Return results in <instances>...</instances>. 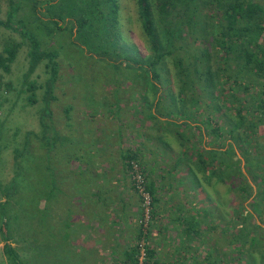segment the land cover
<instances>
[{
  "label": "trees",
  "instance_id": "1",
  "mask_svg": "<svg viewBox=\"0 0 264 264\" xmlns=\"http://www.w3.org/2000/svg\"><path fill=\"white\" fill-rule=\"evenodd\" d=\"M21 1L30 6L33 5L31 6L33 17L39 21L51 16L54 20L57 18L62 20L51 13L58 0ZM113 2L112 6H108V18L112 15L115 19L118 4L115 0H107V3ZM135 2L150 58L148 57L145 63L133 59L129 60L130 63L116 59L109 60V64L115 68L124 63L125 67L138 65L139 67L135 68L144 74L143 83L151 91L155 90L156 93L159 90L163 91L151 102L148 98H144L142 105L148 110L155 108L158 116L167 117L168 125L173 127L176 134L175 148L183 150L185 156L186 153L190 154L191 160H194V168L196 172L198 171L196 174L202 177L204 184L225 185L236 197V200L230 203L232 210L230 221L226 222L225 230L221 231V237L222 233H225L227 237L224 240L227 247H230V253L228 252L227 256L221 255V264H233L235 261L236 264L242 262L255 264L253 253L258 256L261 254V246L256 247L258 241L255 238L258 234L255 230H258L260 226H252L248 222L253 218V214L257 219L262 220L264 205L261 158V128L264 119V86L262 84L264 8L254 0H135ZM8 4L6 21H0V28L20 33L22 39L20 42L14 40L7 42V48L0 52V106L6 94L1 86L4 85L7 90L10 87L9 84L2 83L3 74L9 73L10 65L16 59L17 50L24 45L25 40L28 41L27 51L31 59L29 72H32L44 59H47L50 64L53 63L55 57L53 53L40 50L36 37L26 36L22 30L24 22L20 20L14 22L13 19L16 18L20 8V1L9 0ZM94 4L96 7L99 6L98 2L93 3L92 0L78 2L81 16L77 19L78 32L89 25L88 11L91 10V6L94 7ZM98 14L102 15V13ZM85 15L89 17H84ZM180 51L183 53L180 54ZM170 63L173 73L166 67V64ZM111 65H109L110 68ZM55 68L54 64L51 65L50 77L45 82L43 98L45 101L54 99L49 96L53 93V85L58 75ZM37 87L35 81L28 82L27 91L30 92V96L27 99L33 104L36 103ZM145 93L148 92L145 91ZM165 93L170 94L174 100L167 99ZM194 117L205 126V136L210 137L209 144L212 146L209 150L200 146L194 135H188L191 130L201 131V126H191L195 121ZM45 118L51 120L50 113ZM149 118L154 120L157 116L152 115ZM153 124L159 125L160 122L155 120ZM46 128L48 130L51 126L46 125ZM5 150L6 145L1 139L0 129V154ZM22 154L18 152L15 159ZM125 159L127 171L130 172L132 180L133 165L139 166L140 170L141 167L134 152H130ZM17 178L20 179L18 174L8 183L7 192L1 194L5 197L4 202L0 203L2 219L10 197L18 194L16 192ZM189 179L192 190L200 188L205 192L203 181H197L191 173ZM251 183H254V187ZM52 184L53 180H50V185ZM132 184L134 185L133 181ZM149 186L146 183V189L152 196V216L154 190ZM13 202L17 203V201ZM206 214L207 212L204 211V215L201 212L190 215L188 230L196 237L204 230L207 233V229L202 227L206 221L204 219ZM49 216L47 215V218ZM207 221L209 222V219ZM2 223L3 232L4 228L6 229L7 220H2ZM229 227L234 232L230 231ZM6 238L5 242L8 241ZM45 246L48 247V244ZM3 247L11 263L23 264L19 254L9 244L5 243ZM235 251L238 253L235 254ZM146 253L149 264H158V261L153 260V252L147 246ZM134 254L136 257V247ZM132 262L137 264L136 258H133ZM212 262L208 259L195 260L194 264H212Z\"/></svg>",
  "mask_w": 264,
  "mask_h": 264
},
{
  "label": "rangeland",
  "instance_id": "2",
  "mask_svg": "<svg viewBox=\"0 0 264 264\" xmlns=\"http://www.w3.org/2000/svg\"><path fill=\"white\" fill-rule=\"evenodd\" d=\"M8 1L0 0V21L3 22L6 21ZM19 1L20 8L16 18L13 19L14 22L19 20L24 22V29L22 30L26 36L36 37L40 50L53 53L55 57L53 63L50 64L47 59H44L32 72H29L31 59L30 56L28 57L27 51L28 41L24 39L25 43L17 50L16 59L10 65L9 73L3 74L2 83L9 84L10 87L7 90L4 85L1 86L6 92L3 98L5 100L0 106L1 139L3 144L6 145V150L0 154V203L5 200V197L1 194L7 192L6 189L11 179L16 174L19 175L20 179L17 178L16 192L18 194L10 197L3 219L0 212V264H13L3 247L5 243L9 244L19 254L23 264H56V255L59 256L60 253L49 250L45 246L46 243H44L45 235L50 232L53 235L55 215L53 216L51 212V215L48 214L50 216L47 218L43 211L41 213L39 205L41 198L46 197L51 201V204L53 202L51 208L55 209L56 200L53 199L54 195H50V197L47 194L46 196L43 195L45 194V186L44 181H40L39 174L40 171L42 172L41 162L44 158L39 153V148L42 134L44 136L46 134L48 142L56 140L59 143L62 131L58 128L45 130L47 129L46 125L56 124L60 126L63 124L64 109L69 110L70 115H72L68 120L70 129H67L71 134V143L64 146V143L61 142L58 145L56 165L67 158L70 162L72 157H76L78 153L80 154L81 149L79 147H87L83 152L92 150L90 147H94L93 151L96 154L99 152L102 154V148L99 149L97 146L98 140L105 139V132L99 134L102 131L99 126L105 122L101 120L105 118V107H113L114 114L117 111L121 112L120 107L122 110L127 109V112L121 116L122 119L125 120L127 125L131 124L138 129L142 124L136 120L134 122V119L139 118L141 114L144 122L146 116L143 110L145 108L144 112L148 111L141 102L144 101V98H148V101L151 102L163 91L159 90L156 93L155 90L151 91L143 83L144 74L138 68H135L138 65L133 64L134 67L133 65L132 67H125L124 63L115 68L109 64V60L115 61L116 59L129 63L131 59L139 60L142 63L148 60L150 54L147 52V41L141 29L135 0H115L118 4L115 19L112 18V15L108 18V6H112L114 2L107 3V0H92L93 3L98 2L99 6L96 7L94 4V7H90L91 10L88 11L90 23L86 29L79 32V21L77 22V19L80 16V7L78 2L83 0H58L51 13L55 14L54 16H59L62 20H59V18L54 20L51 16L48 17L49 19L43 18L40 21L33 17L31 9L33 5L31 3L30 6L24 1ZM254 2L261 4L264 8V0H254ZM98 13H102V15ZM84 17L89 16L85 15ZM21 39L20 33L1 27L0 52L6 47L7 42L10 43L13 40L20 42ZM185 44H188V42H185ZM179 53L182 54L183 51ZM49 64L50 67L54 64L58 75L53 85V93L49 96L54 97V99L45 101L43 99L45 97V82L50 77L51 71ZM109 65H111V68ZM166 67L170 71L172 70L171 63L166 64ZM25 77H27L26 81H24ZM31 81H35L38 86L35 93L36 103L34 104L27 99L30 96L27 86L28 82ZM157 86L160 87L158 84ZM145 91L148 93L146 94ZM164 95L170 101L174 100L170 94L165 93ZM105 97H107V100H105ZM129 108L132 113H129ZM77 111L80 115H84L82 117L76 116ZM48 113H50L51 121L45 118ZM93 114H95L94 118ZM94 126L95 128H93ZM50 137L53 139H48ZM18 152L23 154L15 159ZM97 159L95 157V160ZM52 166L53 164H51V170ZM180 173L183 177H179V180L183 181L185 174L182 168ZM203 185L206 193L202 192L203 195L199 194L195 199H192L190 211L192 208L195 211V204L200 203L202 205L200 210L203 208L207 214L209 213L206 214L204 219L206 221L211 219L216 222L215 232L217 235V231L219 229L224 231L226 222L230 221V214L232 213L230 203L234 202L236 197L228 191V187L225 185L219 183L206 185L204 182ZM251 185L254 187V183H251ZM39 189L42 190V193H39ZM214 189H216L215 192ZM13 201H17V203ZM40 214L43 215V218L39 217ZM252 216L253 218L248 223L252 226H260L258 230H255L258 233L255 238L258 241L256 247L261 246V254L258 256V254L253 253V258L256 260L255 264H264L261 241L263 237L262 223L261 219H257L255 214ZM1 219L7 220L6 229L4 228L3 232ZM41 220L43 225H40ZM219 224L221 227L218 226ZM190 228L192 229V227ZM206 229L207 233L213 230L209 227H206ZM229 229L233 231L230 227ZM222 234L220 251L221 255L227 256V253H230L224 240L227 236H225V233ZM5 238L8 240L7 242H5ZM234 253L237 254L238 252L235 251ZM62 255L67 256L65 252H62ZM68 258H70L69 254ZM193 263L194 261H191V264ZM233 264H236V261Z\"/></svg>",
  "mask_w": 264,
  "mask_h": 264
},
{
  "label": "crops",
  "instance_id": "3",
  "mask_svg": "<svg viewBox=\"0 0 264 264\" xmlns=\"http://www.w3.org/2000/svg\"><path fill=\"white\" fill-rule=\"evenodd\" d=\"M262 84L264 86V79ZM120 109L121 112L117 111L114 114L113 107H105V118L101 119L105 122L99 126L102 129L99 134L105 132V139L98 140L97 146L99 149L102 148L104 152L102 154L101 152L96 154L93 151L94 147H90L92 150L86 152L83 151L87 147H79L80 154L72 157L70 162L67 158L56 165L58 145L61 142L64 146L71 143V134L67 130L70 129L69 117L72 116L69 110L63 111L65 117L63 124L48 125L54 129H61L59 143L56 140L48 142L46 134L40 137L39 153L44 160L41 162L42 172L40 171L39 178L40 181H44L43 195L47 194L50 197L52 192L56 205L55 209L51 208L53 202L51 204L46 197L41 198L39 205L41 213L43 211L47 216L52 212L53 216L55 215L53 235L51 232L45 235L44 242L48 244L49 250L60 253L59 256L56 255L55 263L133 264L136 243L141 240L142 212L140 198L134 191L125 157L134 152L147 185L154 190L152 221L146 236V246L152 250L153 260L158 261V264H191V261L208 259L213 261L212 264H221L222 237L220 229L216 235V222L211 219L209 222L201 220L205 221L202 227L213 230L208 233L204 230V234L201 233L198 237L188 230L190 215L196 212L204 215L203 208L200 210L202 206L200 203L195 204V211L194 208L190 211L192 197L203 195L202 189L192 190L187 186L191 184L190 173L194 174L197 181L203 180L196 174L198 171L196 172L194 168V160H191L190 154L186 153L185 156L183 150L175 148L176 134L173 127L168 125L167 117L158 116L155 108L147 112H144V108L143 113L146 116L144 122L141 114L139 118H133L134 122L136 120L142 124L137 129L131 124L127 125L122 119L121 116L127 109L122 110L121 107ZM129 113H132L130 108ZM76 114L81 117L84 115H80L79 111ZM152 115L157 116V119H150ZM155 120L162 125L153 124ZM193 122L191 126H201V131L191 130L188 135H194L199 145L209 150L212 146L209 144L210 137L205 136V126L202 122L196 120ZM261 147L264 178V119L261 128ZM95 157L98 159L95 160ZM181 168L185 174L183 181L179 180V177H183L180 175ZM50 180H53L52 185ZM262 192L264 196V184ZM39 193H42V190L39 189ZM262 210L261 241L264 255V205ZM42 216L40 214L39 217ZM40 225H43L42 220ZM218 226L221 227L220 224ZM62 252L67 256L64 257Z\"/></svg>",
  "mask_w": 264,
  "mask_h": 264
},
{
  "label": "built area",
  "instance_id": "4",
  "mask_svg": "<svg viewBox=\"0 0 264 264\" xmlns=\"http://www.w3.org/2000/svg\"><path fill=\"white\" fill-rule=\"evenodd\" d=\"M134 174L132 181L134 183V191L140 198L141 203V240H138L136 243V263L137 264H149L147 262V253H146V236L148 234L149 225L151 222V211H152V196L146 189V181L143 173L141 172L139 166L133 165Z\"/></svg>",
  "mask_w": 264,
  "mask_h": 264
},
{
  "label": "water",
  "instance_id": "5",
  "mask_svg": "<svg viewBox=\"0 0 264 264\" xmlns=\"http://www.w3.org/2000/svg\"><path fill=\"white\" fill-rule=\"evenodd\" d=\"M38 1H43V0H38Z\"/></svg>",
  "mask_w": 264,
  "mask_h": 264
}]
</instances>
